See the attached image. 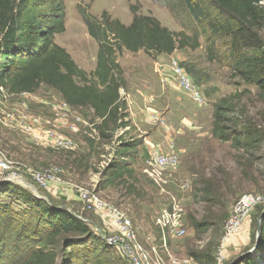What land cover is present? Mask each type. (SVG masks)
<instances>
[{
  "label": "rangeland",
  "instance_id": "374dc122",
  "mask_svg": "<svg viewBox=\"0 0 264 264\" xmlns=\"http://www.w3.org/2000/svg\"><path fill=\"white\" fill-rule=\"evenodd\" d=\"M130 5L139 15L155 17L172 33L182 30L169 11L153 0H64L65 30L54 42L89 75L95 68L98 45L88 35L81 11L99 21L105 12L110 19L129 25L133 17ZM261 35L264 40V29ZM117 61L125 80L119 93L126 127H100L92 109L67 105L58 91L44 84L31 93H8L7 104L0 95V151L8 163V169L0 171V183L8 180L35 196L33 187L48 203L83 220L108 247L112 264L131 263L107 243L117 232L111 219L84 210L79 189H93L108 205L124 212L147 249L160 245L161 234L155 226L158 213L177 203L186 232L181 238L167 237L169 257L159 251L164 264H171L172 259L191 261L189 264H238L246 258L259 264L258 246L252 255L237 259L255 245L264 201L222 241L225 223L237 202L249 195L264 197V93L254 86L235 85L237 79L226 55L212 59L203 40L195 50L176 49L170 55L123 51ZM176 66L188 76L200 100L182 87ZM223 99L234 103L226 127L251 131L257 138L253 147L239 148L213 137L214 106ZM6 105H13L14 111L5 109ZM5 111L13 113L15 120H5ZM52 135L68 141V147L53 145ZM120 142L131 145L127 155H119L124 146ZM153 151H172L177 157L163 171L160 185L147 173L152 169L148 163ZM119 166H125L127 172L114 178L112 170ZM52 169L61 172L39 186L35 176ZM7 195L0 193V203L15 210L25 208ZM192 219H207L210 226L196 233ZM220 251L224 258L219 262Z\"/></svg>",
  "mask_w": 264,
  "mask_h": 264
},
{
  "label": "trees",
  "instance_id": "16d2710c",
  "mask_svg": "<svg viewBox=\"0 0 264 264\" xmlns=\"http://www.w3.org/2000/svg\"><path fill=\"white\" fill-rule=\"evenodd\" d=\"M153 1L169 11L180 32L172 33L151 15L137 14L132 5L129 25L105 12L99 21L81 11L87 33L98 45L95 68L87 75L54 42L65 30L64 0H0V86L12 93H31L44 84L58 91L69 106L92 109L100 127H126L119 93L125 80L117 57L123 51L140 50L170 55L176 49L195 50L203 40L212 59L226 55L235 85L254 86L264 93V0ZM233 110V101L226 99L214 106L213 137L239 148L253 147L257 138L251 131L226 127ZM120 145L124 148L119 155H127L131 145ZM126 172L119 166L112 176L123 177ZM1 192L25 208L0 203V264H112L108 247L67 209L13 183H0ZM190 224L196 233L210 226L207 219H192ZM260 229L258 257L264 264V214ZM192 256L200 261L198 255ZM238 264L258 263L246 258Z\"/></svg>",
  "mask_w": 264,
  "mask_h": 264
},
{
  "label": "built area",
  "instance_id": "2783aa9c",
  "mask_svg": "<svg viewBox=\"0 0 264 264\" xmlns=\"http://www.w3.org/2000/svg\"><path fill=\"white\" fill-rule=\"evenodd\" d=\"M175 74L178 76L182 87L189 91L195 99H201L198 93L195 91L194 86L189 81L188 76L182 71V69L175 67ZM10 93L3 86H0V95L3 97V102L6 104L8 100L6 96ZM12 93V92H11ZM14 94V93H12ZM19 94V93H15ZM0 100V104H1ZM66 103V102H65ZM67 104V103H66ZM14 105V104H13ZM5 106V109L14 111V107ZM68 105V104H67ZM1 111V109H0ZM5 111L3 114L5 120H15L13 113ZM24 128L29 130L27 123H24ZM52 144L62 146L63 148L68 147L69 142L64 140H58L56 135H52ZM149 161V166L152 167L151 171H147L150 178L156 183L162 182L163 171L173 166L176 161V155L170 151L167 153H160L153 151ZM8 169V163L5 161L3 153L0 151V171ZM58 169H52L46 171L44 174H38L35 176V181L39 186H44L47 183V179L51 176H55L60 173ZM160 185V184H159ZM79 200L84 210L92 211L101 215V217L111 219V222L115 225L117 232L116 235L107 239L108 245L118 250L122 258H126L131 264H164L163 256L159 251H164L165 257H169V246L167 237L181 238L186 232L185 220L182 218V209L177 203H172L169 208L161 210L156 218L155 226L160 231V245H150L147 249L139 241L137 234L133 228L130 218L116 207L108 205L104 202L97 193L92 190L79 189ZM264 201V197L249 195L241 198L235 205L231 216L224 226V237L223 241L228 240L234 231L240 226L242 221L247 217L248 213L253 210L254 207ZM224 258L222 251L219 252L217 261H222ZM191 261H177L172 259L171 264H189Z\"/></svg>",
  "mask_w": 264,
  "mask_h": 264
},
{
  "label": "water",
  "instance_id": "95a60500",
  "mask_svg": "<svg viewBox=\"0 0 264 264\" xmlns=\"http://www.w3.org/2000/svg\"><path fill=\"white\" fill-rule=\"evenodd\" d=\"M6 181H8V180H5L3 182H6ZM22 182H23V180H22ZM22 184H25V183L23 182ZM31 192L35 195V197H37L39 199H42V200L47 202V200L45 198H43V197H41V196H39L37 194L35 188L31 187ZM263 214H264V211L260 214V216L257 219L256 239H255L256 241H255L254 247L251 250H249L246 254L242 255L239 259H237L238 262L241 260V258H243L245 256H250V255H252L255 252L256 247L258 246V243H259V240H260V235H261L260 225H261V219H262Z\"/></svg>",
  "mask_w": 264,
  "mask_h": 264
},
{
  "label": "bare ground",
  "instance_id": "6f19581e",
  "mask_svg": "<svg viewBox=\"0 0 264 264\" xmlns=\"http://www.w3.org/2000/svg\"><path fill=\"white\" fill-rule=\"evenodd\" d=\"M14 178H16V177H14ZM16 179H18V178H16ZM16 181H17V180H16ZM18 181L22 183V181H21L20 179H18Z\"/></svg>",
  "mask_w": 264,
  "mask_h": 264
}]
</instances>
